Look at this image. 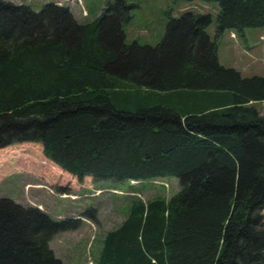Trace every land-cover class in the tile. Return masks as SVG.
Segmentation results:
<instances>
[{
    "label": "trees",
    "instance_id": "trees-1",
    "mask_svg": "<svg viewBox=\"0 0 264 264\" xmlns=\"http://www.w3.org/2000/svg\"><path fill=\"white\" fill-rule=\"evenodd\" d=\"M200 1L216 35L264 26V0ZM132 7L106 0L80 23L66 6L0 0V148L40 143L78 177H177L168 199L135 190L94 264H264V76L219 63L209 13L127 44ZM77 225L0 198V264H61L49 241Z\"/></svg>",
    "mask_w": 264,
    "mask_h": 264
},
{
    "label": "rangeland",
    "instance_id": "rangeland-1",
    "mask_svg": "<svg viewBox=\"0 0 264 264\" xmlns=\"http://www.w3.org/2000/svg\"><path fill=\"white\" fill-rule=\"evenodd\" d=\"M29 4L34 11L45 3L66 6L80 23L95 19L106 0H9ZM130 19L123 26L125 42L155 45L161 41L168 16L184 10L209 13L206 31L216 42L220 64L244 76H264V26L242 32L226 29L216 35V8L200 0H127ZM264 115V101L254 102ZM177 177L166 176L143 182L118 183L69 174L47 159L37 142H17L0 148V198L37 207L54 221L74 220L78 225L55 234L49 241L61 264H94L104 233L116 227L126 214L133 193L143 200L166 199L179 191ZM264 214V209L262 211Z\"/></svg>",
    "mask_w": 264,
    "mask_h": 264
}]
</instances>
